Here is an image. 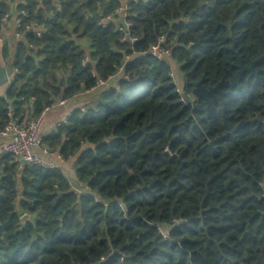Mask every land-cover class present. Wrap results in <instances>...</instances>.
<instances>
[{
  "label": "trees",
  "instance_id": "1",
  "mask_svg": "<svg viewBox=\"0 0 264 264\" xmlns=\"http://www.w3.org/2000/svg\"><path fill=\"white\" fill-rule=\"evenodd\" d=\"M85 1L0 0V17L12 2L42 31L0 56L18 72L0 87V125L8 105L36 117L123 65L42 138L72 177L0 157V264H264V0H125L132 44L99 25L124 0ZM160 35L169 60L148 53ZM239 63L254 73L222 99L192 94Z\"/></svg>",
  "mask_w": 264,
  "mask_h": 264
},
{
  "label": "built area",
  "instance_id": "2",
  "mask_svg": "<svg viewBox=\"0 0 264 264\" xmlns=\"http://www.w3.org/2000/svg\"><path fill=\"white\" fill-rule=\"evenodd\" d=\"M10 7L13 6L12 2L9 3ZM15 6V5H14ZM128 8L127 6H121L116 8L112 13L106 15L99 23V25L102 28H107L109 24H114L116 26V31L123 33V38L126 39L127 30L129 24L126 22V12ZM10 12L9 9L6 13H4L0 17V56H3V50L5 48L4 41H6L7 38V28L6 24L9 20ZM28 18V13L25 10H20L18 12V18L15 20L14 23V29H13V40L15 43L25 38L26 32H33L34 36L36 38L41 37V25H39L37 22H29V23H23V19ZM122 19L124 23L126 24L125 27L118 24V20ZM133 39L130 40L129 43L132 44ZM7 49V47H6ZM8 51V49H7ZM8 53L11 54L10 51ZM149 54H154L155 56L159 58H163L166 60H169L171 57V50L167 46L165 42V36L160 35L157 39V42L152 45L148 51ZM9 59L5 60L2 57V63L3 67L11 66L13 68V74H17V69L13 67L14 60L12 56H8ZM126 60L128 57L125 58ZM10 61L9 63H7ZM88 64V56H84V58L81 60V66L85 68ZM123 65H121L117 69V73L122 75ZM116 73V74H117ZM91 75L95 77L94 71H91ZM173 75L175 77V73L173 72ZM114 76V75H113ZM113 76L108 77L107 80H96V85L94 89H101L104 91L107 86V82L113 78ZM123 76V75H122ZM121 76V77H122ZM13 80V76L9 78V82ZM120 80V79H119ZM90 90V91H91ZM74 95L73 97H75ZM186 99V97H185ZM67 102V99L64 98H56L53 100L50 107H46L40 115L29 118L26 114L25 115H19L17 116L13 110V108L8 105L6 108V117L7 120L4 124L0 125V137H7L9 139L8 142L3 143L1 145V156L10 155L12 158V161L17 165L18 170L22 171L25 166L27 165H38L41 167L46 168H57L54 164L48 163L43 158H41L38 153L36 152V149L41 147L42 144V136H41V125L43 122L44 114L56 106H64ZM70 118V115L65 116L64 119H62L57 125L56 128L60 125H65ZM42 152L44 155H56V158L61 160L62 157L60 156L58 150H50L48 148H43ZM0 156V157H1Z\"/></svg>",
  "mask_w": 264,
  "mask_h": 264
},
{
  "label": "crops",
  "instance_id": "3",
  "mask_svg": "<svg viewBox=\"0 0 264 264\" xmlns=\"http://www.w3.org/2000/svg\"><path fill=\"white\" fill-rule=\"evenodd\" d=\"M13 6L10 7L9 5V12H10V17L9 20L6 24L7 28V40L9 43L13 44L12 46L14 47L15 41L13 40V29H14V23L15 20L18 18V12L16 11V8L14 6V3H12ZM127 2L124 0L123 6L126 5ZM6 40V41H7ZM4 41V43H6ZM80 46L84 49L87 50L88 48V42L86 40H81ZM5 47L7 45L5 44ZM89 51L87 50V53ZM88 56V55H86ZM121 74H115L109 82H107L106 89L108 87H113L117 84L119 79L121 78ZM103 91L101 89H94V90H89L82 92L80 94H77L75 97L72 99L67 100L66 104L64 106H56L53 107L52 109L48 110L43 117V122L41 125V136L46 137L47 135L51 134L52 132L56 131V125L65 118L67 115H71V112L74 108L80 107L83 104H86L92 100H95ZM2 91L0 90V94ZM9 139L7 137H0V148L3 143L8 142ZM46 148L45 146H41L36 149V152L38 155L43 158L48 163L54 164L57 168H60L68 177H72L73 172L71 170L72 163L69 161H65L63 159L59 160L56 158V155H44L42 152V149ZM0 156H1V149H0Z\"/></svg>",
  "mask_w": 264,
  "mask_h": 264
},
{
  "label": "water",
  "instance_id": "4",
  "mask_svg": "<svg viewBox=\"0 0 264 264\" xmlns=\"http://www.w3.org/2000/svg\"><path fill=\"white\" fill-rule=\"evenodd\" d=\"M90 2V0H86L84 2V5L87 6V4ZM118 24L125 27L126 24L122 19L118 20ZM126 41L130 42L129 37L126 36ZM254 64L253 63L250 67H243L241 63H239L238 71L233 76V78L228 81H220L215 87L205 89L201 85V81L197 83L196 87L193 89L192 94L196 98H203L205 100L208 99L209 96H213L214 94H218L219 98L222 99L223 93L221 92V87H225L227 85H231L232 87L236 86L239 81V77L244 72H250L254 73ZM11 76H14L13 74V68L11 66L3 67L0 63V87L7 85L9 83V78ZM143 130H137V132H142ZM34 216L28 215V214H22L20 216V221L22 224H25V222L29 221L32 222L34 220Z\"/></svg>",
  "mask_w": 264,
  "mask_h": 264
},
{
  "label": "rangeland",
  "instance_id": "5",
  "mask_svg": "<svg viewBox=\"0 0 264 264\" xmlns=\"http://www.w3.org/2000/svg\"><path fill=\"white\" fill-rule=\"evenodd\" d=\"M6 40H7V38H6ZM6 45H7V49H8V51H10V52H12V50H13V44L11 43H9V41L7 40L6 41ZM175 73V72H174ZM177 75H179L178 73H176ZM175 79H176V75H175Z\"/></svg>",
  "mask_w": 264,
  "mask_h": 264
}]
</instances>
